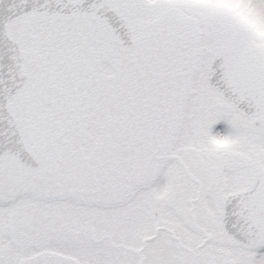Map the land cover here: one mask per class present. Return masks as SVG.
<instances>
[{"label": "snow or ice", "instance_id": "snow-or-ice-1", "mask_svg": "<svg viewBox=\"0 0 264 264\" xmlns=\"http://www.w3.org/2000/svg\"><path fill=\"white\" fill-rule=\"evenodd\" d=\"M0 264H264V0H0Z\"/></svg>", "mask_w": 264, "mask_h": 264}]
</instances>
